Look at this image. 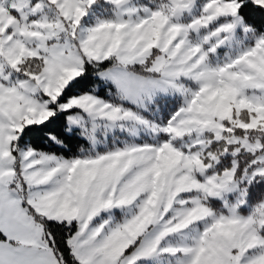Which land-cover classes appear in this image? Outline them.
<instances>
[{
    "label": "snow or ice",
    "instance_id": "snow-or-ice-1",
    "mask_svg": "<svg viewBox=\"0 0 264 264\" xmlns=\"http://www.w3.org/2000/svg\"><path fill=\"white\" fill-rule=\"evenodd\" d=\"M0 264H264V0H0Z\"/></svg>",
    "mask_w": 264,
    "mask_h": 264
}]
</instances>
